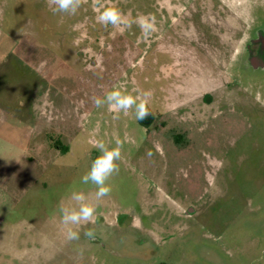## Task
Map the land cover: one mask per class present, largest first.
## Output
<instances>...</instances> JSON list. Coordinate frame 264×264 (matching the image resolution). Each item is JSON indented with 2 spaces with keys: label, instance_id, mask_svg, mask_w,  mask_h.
<instances>
[{
  "label": "rangeland",
  "instance_id": "obj_1",
  "mask_svg": "<svg viewBox=\"0 0 264 264\" xmlns=\"http://www.w3.org/2000/svg\"><path fill=\"white\" fill-rule=\"evenodd\" d=\"M105 6L126 24H99ZM262 30L264 0H0V264H264V67L245 50ZM118 85L152 116L97 108ZM117 139L112 192L69 242L59 207L97 203L81 177Z\"/></svg>",
  "mask_w": 264,
  "mask_h": 264
},
{
  "label": "clouds",
  "instance_id": "obj_2",
  "mask_svg": "<svg viewBox=\"0 0 264 264\" xmlns=\"http://www.w3.org/2000/svg\"><path fill=\"white\" fill-rule=\"evenodd\" d=\"M86 0H47V5L53 14H63L75 16ZM96 21L103 27H120L126 24L124 13L115 6H105L97 8ZM141 30V36L147 40L156 31V20L154 17L141 16L135 22ZM131 27V24H127ZM152 93L144 91L141 94L133 95L124 85L113 87L106 92L103 97H95L93 102L97 108L107 105L110 112L115 113L114 118H119V114L125 116L131 110L135 111L137 121H143L152 113L149 111L148 103ZM93 147L99 155L92 161L89 171L81 177V182L85 185L94 186L93 204L83 192L73 191L68 197L67 203H62L59 207L60 222L64 229L65 239L69 242L79 240V228L81 226L95 223L96 206L112 192L110 181L120 174L123 141L117 139L114 147L107 146L103 141H93ZM147 155L151 157L153 153L149 150ZM85 237L95 239V232L88 229L84 232Z\"/></svg>",
  "mask_w": 264,
  "mask_h": 264
},
{
  "label": "flooded vegetation",
  "instance_id": "obj_3",
  "mask_svg": "<svg viewBox=\"0 0 264 264\" xmlns=\"http://www.w3.org/2000/svg\"><path fill=\"white\" fill-rule=\"evenodd\" d=\"M245 50L254 68L264 67V30L259 31L257 37L246 44Z\"/></svg>",
  "mask_w": 264,
  "mask_h": 264
}]
</instances>
